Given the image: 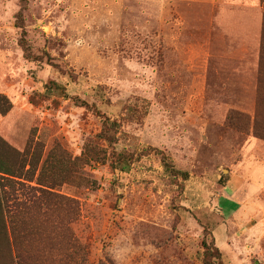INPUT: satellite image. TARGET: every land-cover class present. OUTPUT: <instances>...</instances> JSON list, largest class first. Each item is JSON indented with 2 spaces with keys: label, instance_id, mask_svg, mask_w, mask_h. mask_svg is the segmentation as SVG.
Segmentation results:
<instances>
[{
  "label": "rangeland",
  "instance_id": "rangeland-1",
  "mask_svg": "<svg viewBox=\"0 0 264 264\" xmlns=\"http://www.w3.org/2000/svg\"><path fill=\"white\" fill-rule=\"evenodd\" d=\"M3 180L0 264H264V0H0Z\"/></svg>",
  "mask_w": 264,
  "mask_h": 264
},
{
  "label": "trees",
  "instance_id": "trees-1",
  "mask_svg": "<svg viewBox=\"0 0 264 264\" xmlns=\"http://www.w3.org/2000/svg\"><path fill=\"white\" fill-rule=\"evenodd\" d=\"M114 126H115V123H111L109 125V127H114ZM108 130L112 131L113 129H107V131L105 132V135L109 137L108 141L111 142L112 138L111 136H108ZM152 153L161 158L162 166L164 167L165 171L170 175L172 179H175V180L181 179L183 181H187L189 179L188 173L177 170L174 164L172 163L171 159L164 152L158 149H155V148H148L147 150H144L142 154H140L136 159L133 154H124V153L117 154L114 159L115 169L123 173H126L129 171L130 167L133 164H135L136 162L140 160L142 156H148ZM4 184H5L4 180L3 182H0L1 203L3 205L4 214L8 216L10 214V210H8L6 202L10 204L9 198H8L9 193L7 192L8 185L4 186ZM61 199H62L61 203L63 202L65 203V201L67 202L69 201L67 198H64V199L61 198ZM67 241H69L70 243V248L72 250L73 248L75 249V243H76L75 238L71 237ZM203 249H204L203 264H216L217 260L220 259L221 257V253L219 249L215 246L214 241L212 240L210 244L205 241L203 243ZM72 258H73V255L70 254L66 256L65 258H62V261L64 260L68 261L70 259V262H71Z\"/></svg>",
  "mask_w": 264,
  "mask_h": 264
},
{
  "label": "crops",
  "instance_id": "crops-1",
  "mask_svg": "<svg viewBox=\"0 0 264 264\" xmlns=\"http://www.w3.org/2000/svg\"><path fill=\"white\" fill-rule=\"evenodd\" d=\"M225 198H223V200H224ZM225 201H231L230 199H225Z\"/></svg>",
  "mask_w": 264,
  "mask_h": 264
}]
</instances>
